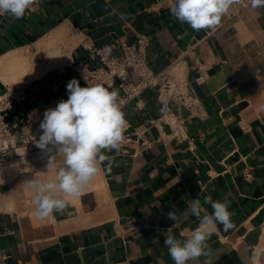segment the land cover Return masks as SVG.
I'll return each instance as SVG.
<instances>
[{
  "label": "crops",
  "instance_id": "crops-1",
  "mask_svg": "<svg viewBox=\"0 0 264 264\" xmlns=\"http://www.w3.org/2000/svg\"><path fill=\"white\" fill-rule=\"evenodd\" d=\"M154 3L40 0L23 18L0 21V58L21 50L38 54V44L59 30L66 32L60 46L77 41L69 62L27 83V100L7 114L10 122L38 102L66 100L62 85L77 79L75 65L98 66L84 42L133 43L137 34L149 39L154 71L183 59L184 77L201 104L191 111L176 100L165 104L156 90L144 92L126 108L124 135L131 140L118 152L104 150L110 169L101 164L80 196L60 194L67 200L63 213L38 218L35 193L25 183L28 176L54 182L62 155L53 157L51 169L44 155L29 162L25 174L11 165L12 181L0 187V254L7 256L0 264H174L164 243L167 229L178 239L189 237L200 223L189 202L199 198L211 213L207 197L228 202L234 227L225 232L218 225L207 241L210 254L188 264H264V253L262 261L255 258L264 251V7L232 18L226 13L216 28L194 31ZM191 48L201 72L186 55ZM6 85L0 81V93ZM168 108L186 120L187 140L171 137L160 120Z\"/></svg>",
  "mask_w": 264,
  "mask_h": 264
},
{
  "label": "clouds",
  "instance_id": "clouds-1",
  "mask_svg": "<svg viewBox=\"0 0 264 264\" xmlns=\"http://www.w3.org/2000/svg\"><path fill=\"white\" fill-rule=\"evenodd\" d=\"M36 2L37 0H0V15L8 14L21 19ZM240 2L241 0H173L170 13L194 31L214 29L220 25L222 17L230 8ZM250 3L253 9L264 7V0H250ZM115 12L113 9L114 14ZM66 90L68 98L44 112L39 139L33 137L35 146L48 157L47 169L54 167L55 155L59 154L64 158L54 182L35 178H29L25 182L35 193V215L40 219L47 218L54 212L63 213L67 200L59 198L60 194L66 197L80 196L85 186L100 171L101 164L107 161L110 169L111 157L105 155L104 150L118 152L125 139L127 121L121 109L119 89L109 90L99 84L81 87L80 82L73 78L67 83ZM204 203L210 205L211 213L199 198L189 202L190 212L200 221L189 237L178 239L173 234L172 227L167 229L164 243L174 264H188L201 256H208L210 249L207 241L217 230V226H222L225 232L234 227L227 201H213L211 197H207ZM167 216L174 222L177 219L173 211Z\"/></svg>",
  "mask_w": 264,
  "mask_h": 264
},
{
  "label": "built area",
  "instance_id": "built-area-1",
  "mask_svg": "<svg viewBox=\"0 0 264 264\" xmlns=\"http://www.w3.org/2000/svg\"><path fill=\"white\" fill-rule=\"evenodd\" d=\"M173 0H155L154 6L158 9L170 10ZM40 3V0L28 9L31 11ZM251 6L250 0H241L239 4L233 5L228 12L229 16L236 17ZM8 14L0 15V21L7 18ZM14 18V17H13ZM150 42L145 34H137L136 40L129 43L123 38L115 39L109 44L97 46L92 41L83 43V48L88 56L98 61V66H89L79 63L73 67L74 76L82 83L81 87L87 85H102L106 88L119 89V98L122 101L121 109L126 114V108L148 90H156L159 99L163 101L176 100L187 110L199 111L200 101L195 92L190 88L181 67L182 60L161 72L154 71L149 64L147 50ZM194 64L202 71L200 57L191 48L186 52ZM201 74L197 82H203ZM69 81L62 85L66 88ZM60 85H54L57 90ZM27 83L6 85L0 93V187L8 186L12 178L8 175V168L17 163H29L44 154L35 146L33 137L38 140L41 134L40 123L44 112L54 108L63 98L51 99L48 102H38L29 110L24 112L23 117L16 122L7 120V114L12 112L16 106H22L27 100ZM126 119V117H125ZM170 130L169 135L178 140H187L186 120L171 110L167 109L160 119ZM127 121V120H126ZM129 129L127 122V128ZM125 142L130 141L129 135H124ZM123 141V142H124ZM253 175L246 174V179L251 180ZM8 231V230H7ZM264 251L259 249L255 258L262 261ZM7 256L0 254V259Z\"/></svg>",
  "mask_w": 264,
  "mask_h": 264
},
{
  "label": "bare ground",
  "instance_id": "bare-ground-1",
  "mask_svg": "<svg viewBox=\"0 0 264 264\" xmlns=\"http://www.w3.org/2000/svg\"><path fill=\"white\" fill-rule=\"evenodd\" d=\"M65 34L66 32L63 30H59L38 44V50L36 52H39L40 55L42 54L41 56L39 55V58L45 59L46 61L44 63H36V57H31V60L29 58L30 54H27L24 50L16 51L0 58V81L6 84H11V81H17L18 79L31 82L42 77L51 69L63 66L69 62L71 60L70 51L77 44V41L74 40L72 43L68 42V45L60 46L59 42L62 41L61 39L64 38ZM27 168L28 164L24 162L11 167L14 172L20 171L23 174L26 173ZM24 177L27 176L25 175Z\"/></svg>",
  "mask_w": 264,
  "mask_h": 264
},
{
  "label": "rangeland",
  "instance_id": "rangeland-1",
  "mask_svg": "<svg viewBox=\"0 0 264 264\" xmlns=\"http://www.w3.org/2000/svg\"><path fill=\"white\" fill-rule=\"evenodd\" d=\"M36 55H37L38 57H37ZM39 55H40L39 53H38V54L33 53V54L29 55V56H30L29 58L32 60L33 57H36V59H37V62H36V63H44L46 60H45V59H40L39 57H40L42 54H41L40 56H39ZM31 57H32V58H31ZM41 61H42V62H41ZM11 82H12V83H11L10 85L19 84V83H24V82H25V83H29V81H26V80H24V79H21V80L18 79L17 81H16V80H13V81H11ZM7 85H8V84H7ZM17 164H18V163H17ZM27 164H28V163H27ZM258 261H259V260H258Z\"/></svg>",
  "mask_w": 264,
  "mask_h": 264
}]
</instances>
